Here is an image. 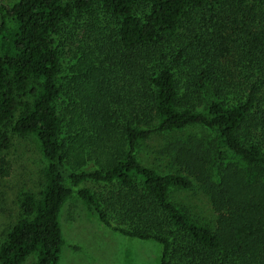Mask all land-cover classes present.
Returning <instances> with one entry per match:
<instances>
[{"label": "trees", "instance_id": "obj_1", "mask_svg": "<svg viewBox=\"0 0 264 264\" xmlns=\"http://www.w3.org/2000/svg\"><path fill=\"white\" fill-rule=\"evenodd\" d=\"M7 1L0 0V175L16 113L12 132L33 136L46 166L39 194L21 196L0 264L33 254L35 264H59V214L73 194L113 232L158 243L160 264H264V0H141L143 18L136 0ZM96 6L117 29L112 40L101 36L103 59L87 64L76 100L60 107L68 86L53 38ZM111 77L121 87L115 107L98 86ZM29 89L32 101L20 100ZM189 127L211 136L166 142L160 154L175 172L140 162L142 142ZM194 184L210 201L212 226L170 199Z\"/></svg>", "mask_w": 264, "mask_h": 264}, {"label": "rangeland", "instance_id": "obj_2", "mask_svg": "<svg viewBox=\"0 0 264 264\" xmlns=\"http://www.w3.org/2000/svg\"><path fill=\"white\" fill-rule=\"evenodd\" d=\"M17 1L8 0L7 3L12 6ZM134 12L136 16L143 18L148 13V8L141 3V0H136ZM6 20L9 27L14 25V20L10 16H7ZM117 26L115 19L96 6L90 13L74 16L65 24L60 34L54 36L53 44L59 53L60 82L68 86L66 89L68 94L61 97L60 107L67 106L71 99L76 100L75 94L79 91L76 82L81 83L85 80L87 64L92 65L94 62L96 64L95 58L103 59L99 56L101 47H98L101 36L112 40V33L116 31ZM179 33L185 40L188 32L181 29ZM173 40L176 45H180L178 38ZM104 66L109 73L113 72L111 65ZM74 78H76L75 81ZM117 82L116 77H111L106 83L101 79L98 80V86L104 89L111 107H115V102H112L117 99L119 94L117 91L121 90ZM30 92L29 89L20 100L32 101ZM18 114H15L11 125L16 121ZM11 125L9 124L6 128L9 145L2 153L6 163V174L0 175V245L19 220L18 207L22 194L30 192L38 195L42 190V171L46 166L36 139L31 135L20 136L13 133ZM189 134L204 138L211 136L210 132L199 127L155 134L140 144L137 157L142 164L160 174L175 172L169 158L161 155L160 151L166 142L184 138ZM210 174L212 180L216 181L214 167H211ZM84 186L91 188L97 194L102 191V186L90 182L85 183ZM170 199L182 206L196 221L211 226L214 224L210 201L196 184L190 190L172 191ZM59 223L64 241L59 264H160L161 246L158 243L128 238L113 232L100 223L75 194L62 207ZM35 263L36 256L33 254L23 264Z\"/></svg>", "mask_w": 264, "mask_h": 264}]
</instances>
